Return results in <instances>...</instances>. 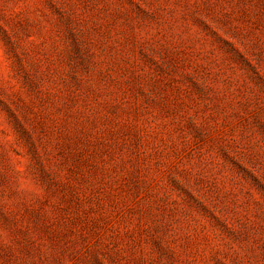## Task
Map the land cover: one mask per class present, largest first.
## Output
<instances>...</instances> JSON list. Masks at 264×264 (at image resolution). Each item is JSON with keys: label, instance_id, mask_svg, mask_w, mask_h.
Wrapping results in <instances>:
<instances>
[{"label": "rangeland", "instance_id": "obj_1", "mask_svg": "<svg viewBox=\"0 0 264 264\" xmlns=\"http://www.w3.org/2000/svg\"><path fill=\"white\" fill-rule=\"evenodd\" d=\"M0 264H264V0H0Z\"/></svg>", "mask_w": 264, "mask_h": 264}]
</instances>
